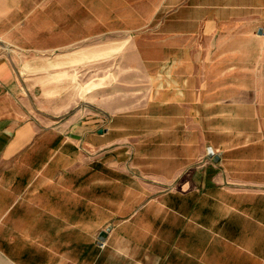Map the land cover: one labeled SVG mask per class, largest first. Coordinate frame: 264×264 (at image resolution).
<instances>
[{
  "label": "crops",
  "instance_id": "1",
  "mask_svg": "<svg viewBox=\"0 0 264 264\" xmlns=\"http://www.w3.org/2000/svg\"><path fill=\"white\" fill-rule=\"evenodd\" d=\"M150 1L41 38V0H0V264H264V0Z\"/></svg>",
  "mask_w": 264,
  "mask_h": 264
},
{
  "label": "rangeland",
  "instance_id": "2",
  "mask_svg": "<svg viewBox=\"0 0 264 264\" xmlns=\"http://www.w3.org/2000/svg\"><path fill=\"white\" fill-rule=\"evenodd\" d=\"M46 1H50V0H41L42 5H46L47 6V12L40 14V21L34 23V26H36L37 24H39V26H41L42 30L41 31V38H47L48 35V31H45V27H48V23H50V25L52 23H57L58 24H63L65 21H73V23H85L87 21V24L89 27H91V25H93V27L95 26L96 21H105L106 25H110L113 22H116L118 15L113 13L114 11V7L116 8V5H120L121 6V24H127V22H136V23H140V21H143L144 19L148 18V15H144L143 13L141 14H137L136 15V19L132 20V15H130L128 13V7L132 6V5H136V8L138 10H143L146 9L145 7L148 6L149 9L152 8L151 1L149 0H103L104 3L100 4L101 0H89L90 5H89V13L85 14L84 12V8L81 9L80 7H75L74 6V13H71L73 10V7H69L66 4H68L66 2V0H51L56 2V6H51L46 4ZM147 5V6H145ZM83 10V11H82ZM125 10V12L127 13H123V11ZM70 12V13H68ZM76 25V24H75ZM85 30L84 29H76L74 28V30L72 31L73 33V37L76 36H80L82 33H84ZM89 34H96V30L94 28H90L88 30ZM35 33L33 30L30 31V36L28 38H32L34 37ZM96 38L97 37H91L88 41L89 42H94L96 43ZM107 42L109 41L106 40ZM78 46H80V43L73 45L72 48H78ZM5 48H9L5 42H2L0 40V54H4L3 52H5ZM107 48V47H106ZM105 52H109V51H105ZM45 53L49 54V51L46 52H41L40 54ZM34 54V53H33ZM40 57H45L43 55H40ZM22 58L24 60L26 59H30L29 55H24L22 56ZM77 62H73V64H75ZM64 64V63H63ZM78 65H73L70 70L71 73L67 74V79L68 81H70L71 87H72V91L73 93L70 94V96L73 98V101L76 100L77 101H89L93 99V96L91 95H84V93L86 92L87 89H91L93 87V84L96 82L94 81V78L97 77V63L96 62H89V63H77ZM40 65V66H38ZM49 67V63H45V62H41L40 64H37V67L35 69L30 68V71L32 70H46ZM113 67L114 69L117 71L115 72V79L120 83L119 85H122L121 87L118 86V88L120 89V95L124 98H127V96H129V92L130 90L135 89V86L131 85L130 83L135 81V76L134 78L131 77V74H126L124 73V68L122 63H118L117 61L115 62H104L101 63L99 65L100 68V73L102 74V70H105V74L106 77L105 78V85H108L111 83L110 81V77L112 78V72H113ZM48 82V79H41V84L44 85L45 83ZM129 83V84H128ZM95 85V84H94ZM118 89V90H119ZM81 105H79L80 107ZM101 246H104L105 243L104 242H100Z\"/></svg>",
  "mask_w": 264,
  "mask_h": 264
},
{
  "label": "water",
  "instance_id": "3",
  "mask_svg": "<svg viewBox=\"0 0 264 264\" xmlns=\"http://www.w3.org/2000/svg\"><path fill=\"white\" fill-rule=\"evenodd\" d=\"M208 155L210 157H213V150L211 148L208 149Z\"/></svg>",
  "mask_w": 264,
  "mask_h": 264
}]
</instances>
